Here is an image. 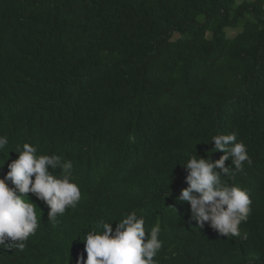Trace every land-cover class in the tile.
Instances as JSON below:
<instances>
[{"label":"trees","instance_id":"1","mask_svg":"<svg viewBox=\"0 0 264 264\" xmlns=\"http://www.w3.org/2000/svg\"><path fill=\"white\" fill-rule=\"evenodd\" d=\"M233 132L252 162L222 178L251 211L227 237L177 197L188 159H219L212 137ZM5 135L0 176L27 142L72 162L81 199L54 223L27 194L39 226L0 264H75L88 231L132 211L146 238L160 225L158 264H264V0H0Z\"/></svg>","mask_w":264,"mask_h":264},{"label":"clouds","instance_id":"2","mask_svg":"<svg viewBox=\"0 0 264 264\" xmlns=\"http://www.w3.org/2000/svg\"><path fill=\"white\" fill-rule=\"evenodd\" d=\"M211 141L213 152L221 150L224 154L214 161L211 155L188 159L183 166L187 186L181 189L177 200L190 204L191 218L200 229L207 224L218 236H238L241 223L249 218L250 196L246 189L229 184L222 177L243 172L244 162L252 161L246 145L236 142L235 132L215 135ZM8 144V137L0 136V150ZM14 151L18 158L11 160L8 171L0 176V249L23 252L25 242L39 226L37 204L27 194H33L49 208L48 220L55 223L67 208L77 205L81 189L73 179L71 161H62L59 155H37V147L27 142ZM227 160L235 167L225 166ZM5 161L0 162V169ZM57 167L62 170L59 175L50 171ZM145 223V218L138 217L135 211L120 220L101 219L96 228L102 230L93 229L83 239L79 237L84 249L75 264H158L154 257L162 247L161 228L155 225L146 238Z\"/></svg>","mask_w":264,"mask_h":264}]
</instances>
